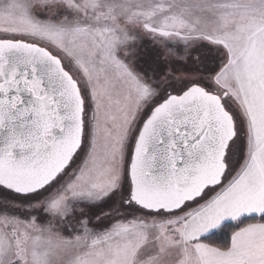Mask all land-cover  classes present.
<instances>
[{"label": "rangeland", "instance_id": "1", "mask_svg": "<svg viewBox=\"0 0 264 264\" xmlns=\"http://www.w3.org/2000/svg\"><path fill=\"white\" fill-rule=\"evenodd\" d=\"M263 23L264 0H0V39L48 49L84 100L83 146L65 174L35 195L0 188V264H191L181 227L239 167L230 68ZM191 85L226 93L237 118L222 183L170 214L126 204L142 122Z\"/></svg>", "mask_w": 264, "mask_h": 264}, {"label": "water", "instance_id": "2", "mask_svg": "<svg viewBox=\"0 0 264 264\" xmlns=\"http://www.w3.org/2000/svg\"><path fill=\"white\" fill-rule=\"evenodd\" d=\"M225 95L191 85L151 109L129 159L126 204L170 214L222 183L236 134ZM83 116L79 85L57 56L0 39V188L28 196L51 184L81 147Z\"/></svg>", "mask_w": 264, "mask_h": 264}, {"label": "crops", "instance_id": "3", "mask_svg": "<svg viewBox=\"0 0 264 264\" xmlns=\"http://www.w3.org/2000/svg\"><path fill=\"white\" fill-rule=\"evenodd\" d=\"M230 72L240 108L239 123L236 122L242 134L239 167L224 190L187 219L184 229L183 225L181 227L185 234V239L182 240L185 248L182 257L191 264H211L213 261L230 258L234 252L233 242H238L241 235L253 236V255L258 254L260 248L264 247V240L259 238L264 231L263 223L249 224L233 233L227 250L200 242V239L215 232L225 223L244 217H259L257 213L264 212V182L256 180L253 183H243L253 156L264 148L257 134L259 109L264 104V23L242 42Z\"/></svg>", "mask_w": 264, "mask_h": 264}, {"label": "snow or ice", "instance_id": "4", "mask_svg": "<svg viewBox=\"0 0 264 264\" xmlns=\"http://www.w3.org/2000/svg\"><path fill=\"white\" fill-rule=\"evenodd\" d=\"M257 134L260 137V144H264V104H261L259 109ZM256 180L264 182V148H261L260 152L253 156L243 183H253ZM257 214L264 218V212ZM259 238L264 240V231L261 232ZM252 242L253 236L251 234L241 235L238 242H233L234 252L230 258L213 261L211 264H264V247L260 248L258 254L253 255Z\"/></svg>", "mask_w": 264, "mask_h": 264}, {"label": "trees", "instance_id": "5", "mask_svg": "<svg viewBox=\"0 0 264 264\" xmlns=\"http://www.w3.org/2000/svg\"><path fill=\"white\" fill-rule=\"evenodd\" d=\"M182 64H184V63H182ZM182 64H180V65H182ZM223 105H224V103H223ZM231 115L233 117L234 122L236 123L234 114H231ZM255 223H263L264 224V218H262L261 216H259V217H244V218H241L235 222L225 223L215 232H213V233L203 237L202 239H200V242H202L206 245L218 248L220 250H227L229 248L230 238L233 235V233H235L236 231H238L239 229H241L244 226H247L249 224H255Z\"/></svg>", "mask_w": 264, "mask_h": 264}, {"label": "flooded vegetation", "instance_id": "6", "mask_svg": "<svg viewBox=\"0 0 264 264\" xmlns=\"http://www.w3.org/2000/svg\"><path fill=\"white\" fill-rule=\"evenodd\" d=\"M65 70H66V69H65ZM66 71H67V70H66ZM35 92H36V90H35ZM81 95H82V94H81ZM83 118H84V116H83ZM83 126H84V121H83ZM46 134H47V135H51V134H50V132H47V133L44 134V140L50 142V138H47V137H46ZM83 142H84V134H83V140H82V144H81V147H80L79 151L81 150V148H82V146H83ZM79 151L76 153V155L74 156V158H73L72 161L70 162L69 166H68L67 168H65L64 171H63L60 175H58L57 178H56L51 184H49L48 186H46L45 188H43L41 191L34 193L33 195L45 191L46 189L50 188V187H51V186H52V185H53L58 179H60V178L65 174V172L68 170V168H69L70 165L72 164L73 160L75 159V157L77 156V154L79 153ZM4 190H5V189H4ZM6 191H7V190H6ZM8 192H10V191H8ZM11 193H12V192H11ZM12 194H13V193H12ZM15 195H16V194H15ZM28 196H29V195H28Z\"/></svg>", "mask_w": 264, "mask_h": 264}]
</instances>
